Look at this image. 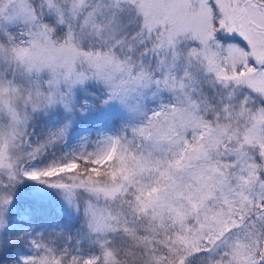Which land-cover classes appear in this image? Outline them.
<instances>
[{
    "label": "snow or ice",
    "instance_id": "obj_1",
    "mask_svg": "<svg viewBox=\"0 0 264 264\" xmlns=\"http://www.w3.org/2000/svg\"><path fill=\"white\" fill-rule=\"evenodd\" d=\"M0 264H264V0H0Z\"/></svg>",
    "mask_w": 264,
    "mask_h": 264
},
{
    "label": "rangeland",
    "instance_id": "obj_2",
    "mask_svg": "<svg viewBox=\"0 0 264 264\" xmlns=\"http://www.w3.org/2000/svg\"><path fill=\"white\" fill-rule=\"evenodd\" d=\"M102 112L106 116H108V115H115L116 116V118L111 120L110 122L106 121L109 124V128H118L121 126L122 123H124L125 121L128 120V115L121 110V108L118 104L109 105L107 108L102 109ZM45 120H46V118H45ZM42 123H43V121L37 123V131L41 130V124ZM93 123H94V121L91 118L81 121L80 124L78 125V128L74 132L73 137L69 139V143L70 144L74 143V139H75V136L77 134L82 135V134H85L86 132H88ZM23 183L25 185H28V186H33L34 188H38L37 185H40L36 182L28 181V180H25ZM33 196L35 197L34 193H33ZM55 199H56L55 203H57L59 205L58 208H62V211H60L58 208H56L55 211L50 215H44L37 208L32 209L31 207L28 206L25 199L23 201L15 199L14 205H13V216H12V218H13L12 227H14V230H16V228H17V217L20 215L30 216L32 223L37 225V230H40L43 228H49V229L54 228L55 229V227L57 225H59V226L65 225L66 216H64L63 213H65L67 215H71V216L77 215L71 208H69L66 205V203L63 201V199L60 196H58ZM24 223L19 224V227L22 228L24 226ZM76 230L77 229H73L71 231L68 230V231H69V234H74Z\"/></svg>",
    "mask_w": 264,
    "mask_h": 264
},
{
    "label": "trees",
    "instance_id": "obj_3",
    "mask_svg": "<svg viewBox=\"0 0 264 264\" xmlns=\"http://www.w3.org/2000/svg\"><path fill=\"white\" fill-rule=\"evenodd\" d=\"M28 188V190L27 188L17 190L16 197H23L26 199L29 207L32 209L37 208L40 211L50 214L59 207V205L55 203V198L59 195H57L54 190H48L44 187L34 188L33 186H29ZM33 193L35 194V197L33 196ZM58 209L62 210V208ZM75 222L81 224L80 217L75 218Z\"/></svg>",
    "mask_w": 264,
    "mask_h": 264
}]
</instances>
